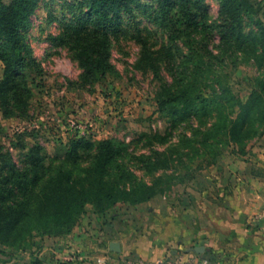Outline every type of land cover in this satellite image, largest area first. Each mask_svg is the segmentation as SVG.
<instances>
[{
    "label": "rangeland",
    "instance_id": "obj_1",
    "mask_svg": "<svg viewBox=\"0 0 264 264\" xmlns=\"http://www.w3.org/2000/svg\"><path fill=\"white\" fill-rule=\"evenodd\" d=\"M79 1L39 0L25 31L36 60L26 72L28 86L19 83L17 95H0V153L8 154L23 170L31 168L33 178L30 191L19 196L26 200L12 218L13 229L0 238V264H31L35 257L47 264H134L141 258L192 254L174 236L173 207L182 202L180 197L187 201L188 196H202L205 190L214 196L232 193L233 183L240 177V161L254 159L253 149L264 146V123H255L241 135L239 131L237 140L228 145L206 148L200 146L198 132L218 120L215 112L209 110L201 119L189 114L172 117L159 105L163 86H169L172 76L181 70L179 49L187 50L181 41L179 48L172 44L155 24L150 14L152 0H139L133 14L124 16L119 32L112 37L111 71L94 82L83 79L84 71L70 48L54 40L74 20ZM201 1L209 25H214L219 19V0ZM257 20L264 23V0H253V12L243 19L244 34L257 31ZM144 45L159 54L158 73L143 57ZM209 49L218 58L204 77V99H214L215 88L223 86L246 101L254 89L264 86L259 49L224 46L215 30L209 33ZM4 68L0 60V83ZM28 87L31 93H27ZM260 105L264 109V95ZM232 111L224 112L226 121L235 118ZM80 137L112 139L118 152L111 171L113 183L128 188L130 180L122 173H133L138 181L154 185L156 194L138 204L118 202L104 212L90 203L80 211L73 203L68 220L63 213L59 219L51 218L52 210L42 205L49 204L61 174L64 183L70 184L64 176L71 172V182L80 189L89 184L86 168L91 158L84 155L70 162L62 156ZM33 148L44 158L38 175L29 162ZM154 151L162 154L159 162L167 163L163 168L153 170L147 162L158 158ZM3 158L0 154V166ZM108 241L118 243L119 250L110 251ZM122 241L124 245H120ZM100 257L105 263L98 261Z\"/></svg>",
    "mask_w": 264,
    "mask_h": 264
},
{
    "label": "trees",
    "instance_id": "obj_2",
    "mask_svg": "<svg viewBox=\"0 0 264 264\" xmlns=\"http://www.w3.org/2000/svg\"><path fill=\"white\" fill-rule=\"evenodd\" d=\"M38 2L39 0H0V60L5 65L4 78L0 83L2 97L17 95L19 83H23L25 88L28 86L26 72L34 67L36 60L26 42L25 31ZM152 2L150 14L155 24L168 34L172 44L179 48L178 42L181 41L187 50V53H183L179 49L180 77L173 75L172 83L163 86L158 96L159 105L168 110L172 117L189 114L201 119L208 115L209 110L215 112L218 120L198 132L201 136L199 144L206 148L228 145L237 140L239 131L241 135L243 131L249 132V128L255 123L263 124L264 109L260 104L264 86L261 90L254 89L246 101L235 98L223 86L215 88V97L211 101L202 96L204 77L212 70L215 59L218 58L209 49L210 30L217 32L224 46L259 49L257 60L264 61V23L261 20L254 22L257 28L254 34H244L242 31L244 17L253 12V0H219V19L214 25H209L207 8L201 0ZM136 5H140L139 0L79 1L74 20L54 40L70 48L73 58L84 71L83 79L94 82L100 74L111 71L112 37L119 32L124 16L132 15ZM142 54L150 62L151 69L158 73L159 54L154 55L146 45ZM27 93H31L29 87ZM235 107H238L237 111H234ZM227 109L233 110L232 114L236 113L235 118L226 121L228 116L224 112ZM0 154L4 157V165L0 166L1 238L13 229L15 221L12 218L20 210L19 204L23 206V200H26V197L21 200L19 196H22L21 192H25V195L30 191L29 183L33 178L30 176L31 168L23 170L8 154ZM117 154L116 144L109 138L89 141L80 137L73 140L62 156L70 162H77L84 155L91 158V164L86 168L90 175L89 184L85 189H80L71 182V172L64 176L70 184L64 183L61 174L55 183V189L50 193L49 204H43L42 208L52 210L48 215L53 219L61 218L63 213L68 220L72 216L70 205L73 203H76L80 211L86 203H90L97 211L104 212L118 202L138 204L150 200L156 194L154 185L138 181L133 173H122L123 178L130 180L128 188H120L113 183L111 171ZM153 154L158 158L155 162L147 161L152 166L151 169L163 168L167 163L158 160L162 154L158 151ZM31 156L32 160L29 162H32L38 175L44 158L34 148ZM34 185L36 186L35 182ZM16 220L20 221V217ZM31 264L47 263L42 258L35 257Z\"/></svg>",
    "mask_w": 264,
    "mask_h": 264
},
{
    "label": "crops",
    "instance_id": "obj_3",
    "mask_svg": "<svg viewBox=\"0 0 264 264\" xmlns=\"http://www.w3.org/2000/svg\"><path fill=\"white\" fill-rule=\"evenodd\" d=\"M253 154L254 159L240 161L232 193L214 196L205 190L187 201L180 197L182 202L172 210V225L184 250L197 254L196 247H203L200 255L210 264H264V146ZM113 244L108 241L110 251Z\"/></svg>",
    "mask_w": 264,
    "mask_h": 264
},
{
    "label": "built area",
    "instance_id": "obj_4",
    "mask_svg": "<svg viewBox=\"0 0 264 264\" xmlns=\"http://www.w3.org/2000/svg\"><path fill=\"white\" fill-rule=\"evenodd\" d=\"M98 261L105 263V259L101 257ZM134 264H210V260L198 253H184L176 257H158L150 260L141 258L137 259Z\"/></svg>",
    "mask_w": 264,
    "mask_h": 264
},
{
    "label": "water",
    "instance_id": "obj_5",
    "mask_svg": "<svg viewBox=\"0 0 264 264\" xmlns=\"http://www.w3.org/2000/svg\"><path fill=\"white\" fill-rule=\"evenodd\" d=\"M118 245H119L118 243L113 244V250L114 251L119 250ZM196 251H197V253L201 254V253H203L204 249H203V247H196Z\"/></svg>",
    "mask_w": 264,
    "mask_h": 264
}]
</instances>
